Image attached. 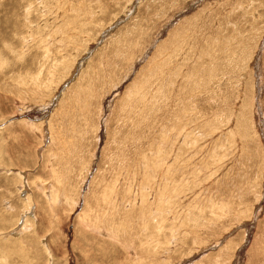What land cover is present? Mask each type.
I'll use <instances>...</instances> for the list:
<instances>
[{
	"label": "rangeland",
	"instance_id": "374dc122",
	"mask_svg": "<svg viewBox=\"0 0 264 264\" xmlns=\"http://www.w3.org/2000/svg\"><path fill=\"white\" fill-rule=\"evenodd\" d=\"M0 264H264V0H0Z\"/></svg>",
	"mask_w": 264,
	"mask_h": 264
},
{
	"label": "bare ground",
	"instance_id": "6f19581e",
	"mask_svg": "<svg viewBox=\"0 0 264 264\" xmlns=\"http://www.w3.org/2000/svg\"><path fill=\"white\" fill-rule=\"evenodd\" d=\"M58 30V29H57ZM39 94V93H38Z\"/></svg>",
	"mask_w": 264,
	"mask_h": 264
}]
</instances>
